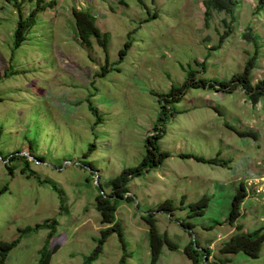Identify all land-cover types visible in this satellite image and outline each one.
I'll return each mask as SVG.
<instances>
[{
	"label": "rangeland",
	"instance_id": "1",
	"mask_svg": "<svg viewBox=\"0 0 264 264\" xmlns=\"http://www.w3.org/2000/svg\"><path fill=\"white\" fill-rule=\"evenodd\" d=\"M120 1L42 0L45 8L14 49L17 10L0 0V242L18 240L5 264H35L51 230L50 264H82L106 227L94 197L109 195L106 181L139 164L147 138L158 135V149L169 156L132 178L131 200L117 203L126 264H149L142 218L148 213L158 233L176 245H164L157 264H191L183 253L190 242L208 251L203 264L224 258L226 264H264V242L257 258L219 253L237 225L243 232L264 226V196L255 193L233 225L226 219L238 184L262 174L264 98L252 105L240 87L229 93L189 87L175 102L158 101L190 73L195 80H228L255 52L252 85L263 78L264 11L254 13L257 0H236L233 18L214 9L207 15L204 0ZM35 2L20 0L24 17ZM73 7L108 33L107 54L94 39L90 47L81 43ZM248 32L256 45L243 38ZM103 67L108 71L100 76ZM204 195L205 213L190 217V204ZM166 200L170 214L157 211ZM44 221H55L54 228L21 234ZM121 254L112 233L91 264H117Z\"/></svg>",
	"mask_w": 264,
	"mask_h": 264
},
{
	"label": "trees",
	"instance_id": "2",
	"mask_svg": "<svg viewBox=\"0 0 264 264\" xmlns=\"http://www.w3.org/2000/svg\"><path fill=\"white\" fill-rule=\"evenodd\" d=\"M5 3L11 4L17 10V20L15 23V28L12 33L13 37V48L16 49L20 46L22 42L26 39V34L30 28L35 24L37 14L45 8V5L40 4L42 0H36L35 8H33L29 14L24 17L22 14L20 0H2ZM30 2L32 0H29ZM121 0L120 2H122ZM236 0H204V6L206 8L205 13L209 14V9H214L218 11H224L230 15L231 18L234 16L236 8ZM264 11V0H257L255 5V14ZM71 15L74 21V27L79 39L83 45L90 47L92 40L97 43V45L107 54L108 48V33H103L95 25L94 17L90 15L85 10L76 9L73 7L71 9ZM244 39L254 42L256 45V40L252 37L251 33L248 32L242 35ZM223 36H221V41ZM130 46V41L124 44V48L120 51V54L124 53L126 49ZM255 52L252 56L248 57L244 64L242 72L233 74L228 80L225 79H214L207 82L205 79H194V74L190 73L187 75V81L181 86H172L170 90L165 94H158L161 104L165 102H175L179 97L184 94L185 90L189 87L192 88H204L213 89L215 91L221 92H232L238 87L242 89L245 93L247 99L252 105H256L261 99L264 98V77L259 79L254 85L251 83V71L255 67L256 54ZM103 72L100 74L104 75L108 71L106 67L102 68ZM91 109V108H90ZM95 113V112H94ZM160 131L162 132L161 128ZM243 135V134H241ZM247 135V134H246ZM250 135V134H248ZM253 135V134H252ZM158 136L148 137L145 144V156L141 162L135 166L123 168L118 175L110 178L106 181V187L110 188L109 195L104 193H98L94 197V208L99 214V223L106 226L99 231V237L96 239V246L90 252L88 256L85 257L82 264H91L97 259L101 252V247L108 236L112 233L117 235V238L122 245V254L117 262V264H126L127 253L124 245L123 230L120 223L116 220L115 212L117 209V203L119 201L125 200L130 201L131 196L127 195L129 193L128 184L129 181L134 178L143 175L151 169L159 166L163 160H165L169 154L167 152L161 151L157 147ZM90 153V149L88 151ZM180 157L185 159H193L200 163H208L211 165H221L224 161L219 159H205L201 156H196L192 154H181ZM13 157H10V161ZM12 170V168H9ZM26 166L24 167V171ZM102 191V190H100ZM247 197L246 190L242 182H240L236 188L234 195L232 196L230 202V209L227 214V222L233 225L235 221L240 217V206ZM208 196H202L197 202L190 204V211L193 212L190 217L201 216L205 213L208 207ZM167 211L169 214L172 212L173 208L171 203L166 200L160 203L157 207V211ZM144 223L148 226V244H149V264H157L158 258L160 256L162 247L166 245L170 250H175L176 245L173 244L166 234L160 235L156 228L155 219L151 213L142 216ZM55 221L49 225L48 221H44L40 224H36L33 228L26 227L21 230V234L37 231L42 228L53 229ZM188 229V227L182 224ZM53 235L52 230L48 233L44 245L38 250V259L35 264H50V259L54 250L48 248V239ZM264 242V226L258 228L253 232H243L242 226H236V232L232 234L226 241L222 243L219 249V253L222 256L226 255H237L244 254L249 258H257L260 254L262 244ZM18 243V240L12 242H0V264H5L6 257L10 250ZM183 253L191 261V264H203L204 259L208 256V251L206 248L204 250L199 249V246L194 243V246L190 242L183 250ZM206 253V256L205 254ZM220 264H226L229 259H219Z\"/></svg>",
	"mask_w": 264,
	"mask_h": 264
},
{
	"label": "built area",
	"instance_id": "3",
	"mask_svg": "<svg viewBox=\"0 0 264 264\" xmlns=\"http://www.w3.org/2000/svg\"><path fill=\"white\" fill-rule=\"evenodd\" d=\"M260 170L262 171V174L260 172L259 175H252V177H248L249 179L246 178L244 180L243 185L247 193V197L245 199H247L248 197L252 199L251 194L253 193H255L254 195H256L255 197L257 198L260 196H264V164L261 165ZM252 179L254 181H252Z\"/></svg>",
	"mask_w": 264,
	"mask_h": 264
},
{
	"label": "water",
	"instance_id": "4",
	"mask_svg": "<svg viewBox=\"0 0 264 264\" xmlns=\"http://www.w3.org/2000/svg\"><path fill=\"white\" fill-rule=\"evenodd\" d=\"M127 195V194H126ZM129 195V194H128Z\"/></svg>",
	"mask_w": 264,
	"mask_h": 264
}]
</instances>
